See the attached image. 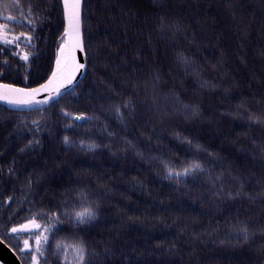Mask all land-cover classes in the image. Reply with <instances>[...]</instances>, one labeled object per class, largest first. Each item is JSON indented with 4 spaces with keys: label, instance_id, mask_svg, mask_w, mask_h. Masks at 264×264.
<instances>
[{
    "label": "snow or ice",
    "instance_id": "obj_1",
    "mask_svg": "<svg viewBox=\"0 0 264 264\" xmlns=\"http://www.w3.org/2000/svg\"><path fill=\"white\" fill-rule=\"evenodd\" d=\"M91 7V0H29L24 10L12 0L0 12V128L11 125L0 160L13 137L20 145L0 165V246L18 264H147L138 241L157 257L175 255V242L192 253L198 245L215 251L210 244L264 250V212L245 207L264 210V88L233 91L239 85L223 51L206 75L196 31L171 16L165 0H152L143 15L125 0L123 39L104 33L96 48ZM109 41L117 51L103 53V67L125 77L119 87L106 73L94 78ZM204 128L215 132L209 140L223 138L219 145L199 138ZM46 141L54 145L47 155ZM102 152L109 166L76 158ZM105 225L109 235L97 239Z\"/></svg>",
    "mask_w": 264,
    "mask_h": 264
},
{
    "label": "trees",
    "instance_id": "obj_2",
    "mask_svg": "<svg viewBox=\"0 0 264 264\" xmlns=\"http://www.w3.org/2000/svg\"><path fill=\"white\" fill-rule=\"evenodd\" d=\"M12 0H0V12L4 11V4L11 3ZM24 10H27L29 0H18ZM125 0H91L92 7L88 12L89 21L92 25V29L97 27L100 29V35L97 40L93 41V47L96 48L103 44L104 33H108L109 36H119L123 39V25L121 23L122 8L120 5ZM132 6L143 15L145 12H151L152 0H127ZM166 7L171 16L179 18L186 26L191 34L193 30L196 31L197 39L199 40V46L202 50L201 53H196L197 56L204 62L206 69V75L212 73L211 64L223 51L225 55V66L229 72V75L235 79L238 88L233 91L240 93H246L248 96L252 95L253 89L264 88V55L261 54L262 48H264V0H165ZM18 11V10H16ZM15 14V13H14ZM247 26V31H239V27ZM21 30L18 26L16 31ZM132 32L129 30V35ZM112 48L104 46L100 48L101 59L97 62L98 67L96 69L97 81L101 78V73H106L109 78H114L116 87H119V81L125 79V77L119 72H112L111 69H105L103 67L104 59L103 53L109 50L117 51V46L112 41ZM180 43L184 44V40L181 37ZM216 43L219 47H214ZM243 43L244 47L240 52L237 49L240 44ZM131 47V45H124L120 43L119 48ZM194 51V49H193ZM244 54V62H241L239 55ZM143 55V54H142ZM171 56V53H169ZM131 53H129L128 59L131 60ZM119 62V58H117ZM151 61L144 63V68L147 70L148 64ZM167 71V69H164ZM144 73H138L143 75ZM217 79H219V73H215ZM91 73L89 79H92ZM207 98V94H205ZM34 115V114H33ZM103 118V117H102ZM114 124V121H112ZM193 131L198 125H192ZM11 125L7 128H0V147L6 145L4 136L10 130ZM225 133L229 136L236 137V131H230L227 127L224 129ZM253 135H256L255 131ZM209 136H215L214 131H209L204 128L200 139L203 142L210 143L213 147L220 144V139L209 140ZM239 140H244V136H239ZM169 141L176 149H181L183 146L177 145L175 141ZM18 143H15L13 137V146L11 150H7V155L0 160V165H4L5 162L13 155H16L15 149L19 147ZM54 148V145L46 141L44 147L45 155ZM62 154V153H61ZM75 155V154H74ZM76 158L83 162L85 166H109L110 157L106 152L100 153L96 159H91L88 154H79ZM44 157H40L36 163L42 162ZM251 159V157H249ZM23 160V158H22ZM252 171L259 172V164L255 167H251ZM135 170L133 169V173ZM143 176V173H140ZM23 178V177H22ZM21 178V179H22ZM152 174L149 176V181H152ZM7 179V178H6ZM163 183H167L166 181ZM153 191L160 192L161 189L157 185H153ZM167 193L168 189H163ZM7 193H5L6 195ZM133 197L137 193H130ZM117 199H122L119 194L116 195ZM141 199L144 197L141 196ZM3 196L0 195V200ZM123 202V201H122ZM245 207L251 208L254 213H262L264 210L257 204H249L245 202ZM210 215L214 216V213L210 212ZM249 215V213H245ZM223 217H221V220ZM208 218L205 217L201 223H207ZM97 239L100 235L108 236L109 229L105 225L102 229L98 228ZM130 237L134 236L133 232L127 234ZM175 241L169 240L168 243H174ZM138 251H143L144 260L147 264H197L194 260V256L199 258V264H264V250L258 247L251 249H233L223 245H209L210 248H215V251H208L202 245H198L194 253H192V247L188 244L178 243V252L174 255L170 252H164L158 257L156 255L149 256L147 251L142 248V241L137 242ZM189 253H192L191 255Z\"/></svg>",
    "mask_w": 264,
    "mask_h": 264
},
{
    "label": "water",
    "instance_id": "obj_3",
    "mask_svg": "<svg viewBox=\"0 0 264 264\" xmlns=\"http://www.w3.org/2000/svg\"><path fill=\"white\" fill-rule=\"evenodd\" d=\"M0 264H18L15 256L3 246H0Z\"/></svg>",
    "mask_w": 264,
    "mask_h": 264
}]
</instances>
